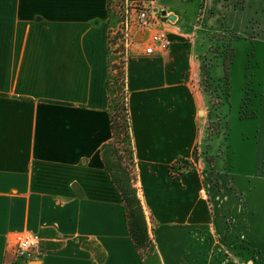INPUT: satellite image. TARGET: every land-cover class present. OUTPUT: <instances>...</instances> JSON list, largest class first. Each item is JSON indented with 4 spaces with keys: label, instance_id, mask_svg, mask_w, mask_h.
Returning <instances> with one entry per match:
<instances>
[{
    "label": "crops",
    "instance_id": "1",
    "mask_svg": "<svg viewBox=\"0 0 264 264\" xmlns=\"http://www.w3.org/2000/svg\"><path fill=\"white\" fill-rule=\"evenodd\" d=\"M146 2L166 11L158 27L171 45L151 55L132 50L125 72L159 264H204L214 233L228 248L245 240L244 259L254 255L246 264H264V82L253 89L254 102H263L261 112L253 103L262 176L208 170L201 161L168 176L174 159L196 151L208 120L200 60L209 35L233 37L232 45L257 38L264 71V0ZM107 13L108 0H0V264H144L101 156L111 134ZM19 230L41 237L32 259L15 260L10 237ZM239 255L221 254L214 264H237Z\"/></svg>",
    "mask_w": 264,
    "mask_h": 264
},
{
    "label": "rangeland",
    "instance_id": "2",
    "mask_svg": "<svg viewBox=\"0 0 264 264\" xmlns=\"http://www.w3.org/2000/svg\"><path fill=\"white\" fill-rule=\"evenodd\" d=\"M146 5H148L146 0H108V15L105 30V37L107 38V57L105 62L107 72L106 91L108 95V105L111 104L112 106L110 109L107 106L108 115L110 111L112 113L114 110H117L119 104L123 100L128 102L125 64L129 59L125 60V57L120 53L122 46H120L121 35L119 31L117 35H114L113 32L116 31L117 27H121V21L124 19V16L127 15L128 17H132L134 15V12H132L134 8ZM253 29V31H255V28ZM209 39L208 51L202 55L200 60L201 68L204 70H202L201 82L203 88H206L205 92L209 94L207 108L208 120L199 131L200 137L196 151L189 155V157H178L174 159L168 169V176L170 178H179L181 174L191 170L194 162L197 163L199 161H201V163L205 165L204 168L208 170L218 171L220 168L221 170L224 169L223 172L226 174L232 173L235 176L247 175L253 178L258 177V174L262 176L263 168L257 169V162L260 161L261 157L256 156L258 151V133L256 134L255 131L259 125V118L257 120L253 119L255 113L253 103L254 105L260 104V108L257 106L259 112H261L263 103L259 100L260 96H258L255 102V97H253V89H255L257 93V84H263L264 82V71L260 68V55L254 53L253 41L258 40L257 38H247L243 39L242 42L236 40L233 43L232 47L235 56L233 62L229 64L228 67V81L231 86V95L229 97V103L225 104L223 99L224 94L222 92L224 89V82H217V79L219 80L225 75V63H227V61H224L222 54L229 53L228 44L231 43L233 37H223L221 33H213L209 35ZM217 61L218 64L216 68L221 70V76L215 78L210 74V66L214 65ZM115 104H118V107L114 106ZM240 106H243L246 114L240 115ZM117 145L119 151H117V154L115 152L116 155L113 153L112 149L108 148V167L114 178L119 183L126 186V177L121 167H119L120 157L123 162L126 157L121 139H118ZM228 151L231 152V160L227 162L226 158ZM223 159L226 161L223 162ZM217 164L219 167H217ZM135 172L137 179L134 185L137 188V194L144 209L149 236L153 239V221L151 220L148 209L143 203V192L138 179L137 166L135 167ZM214 184L216 187H219L217 181L214 182ZM225 220L229 228L233 226V221L230 217L227 216ZM208 236L209 239L206 238L205 242L209 245V249L204 264L217 263L215 260H217L219 255L222 254L225 258V255L231 252L236 256L240 254V258L238 259L241 261H235L237 264H246L248 260H254L253 253L250 254L249 252L248 257L244 259L243 251L247 247L245 240H239L237 244L228 248V246L224 245L225 240H222L220 235L214 233ZM18 263L23 264L20 261H18ZM143 263L159 264V258L155 247L145 254Z\"/></svg>",
    "mask_w": 264,
    "mask_h": 264
},
{
    "label": "trees",
    "instance_id": "3",
    "mask_svg": "<svg viewBox=\"0 0 264 264\" xmlns=\"http://www.w3.org/2000/svg\"><path fill=\"white\" fill-rule=\"evenodd\" d=\"M243 1V0H241ZM229 53L222 54L225 63V75L217 79V82H224L223 83V94H224V103H229V97L231 95V86L228 81V67L229 64L233 62L234 59V50L232 44H228ZM203 70V68H202ZM204 71V70H203ZM208 76V75H207ZM206 91V88H203ZM114 106L118 107V104ZM109 109L112 107L111 104L108 105ZM245 108V107H244ZM246 114L244 112L243 106L240 109V115ZM109 122H110V129H111V139L103 145L101 156L105 163V168L110 173L112 181L118 188L125 209V216L127 220L128 232L129 236L131 237L136 249L138 250L140 256L143 258L147 252H150L154 247L153 239L150 238L147 228V222L145 218L144 209L141 203V200L137 194V188L135 187V182L137 179L136 172H135V159H134V147L132 142L131 136V118H130V111L127 101H122L119 104L117 110H114L112 113L110 111L109 114ZM118 139H121L123 143V151L126 157L124 158V162L122 158L119 159V164L126 177L127 185H123L119 183L113 176L112 172L108 167V160H107V152L108 148L112 149L113 153L117 154L118 149ZM115 154V155H116ZM122 163H121V161Z\"/></svg>",
    "mask_w": 264,
    "mask_h": 264
},
{
    "label": "built area",
    "instance_id": "4",
    "mask_svg": "<svg viewBox=\"0 0 264 264\" xmlns=\"http://www.w3.org/2000/svg\"><path fill=\"white\" fill-rule=\"evenodd\" d=\"M132 17L124 16L121 27H117L114 35L120 33L122 53L125 60L131 57V51H140L146 55L153 54L156 50L167 49L171 39L167 31L158 27L162 15L158 9L151 5L137 6L133 9ZM41 237L30 230H19L10 237V246L15 258L21 260L32 259L39 251Z\"/></svg>",
    "mask_w": 264,
    "mask_h": 264
},
{
    "label": "water",
    "instance_id": "5",
    "mask_svg": "<svg viewBox=\"0 0 264 264\" xmlns=\"http://www.w3.org/2000/svg\"><path fill=\"white\" fill-rule=\"evenodd\" d=\"M162 15H165L166 14V11L162 10L160 11ZM170 19H173V16H169ZM77 188V187H76Z\"/></svg>",
    "mask_w": 264,
    "mask_h": 264
}]
</instances>
